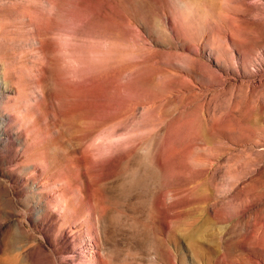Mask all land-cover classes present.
Instances as JSON below:
<instances>
[{
    "label": "rangeland",
    "instance_id": "374dc122",
    "mask_svg": "<svg viewBox=\"0 0 264 264\" xmlns=\"http://www.w3.org/2000/svg\"><path fill=\"white\" fill-rule=\"evenodd\" d=\"M0 264H264V0H0Z\"/></svg>",
    "mask_w": 264,
    "mask_h": 264
},
{
    "label": "bare ground",
    "instance_id": "6f19581e",
    "mask_svg": "<svg viewBox=\"0 0 264 264\" xmlns=\"http://www.w3.org/2000/svg\"><path fill=\"white\" fill-rule=\"evenodd\" d=\"M107 145V144H106ZM105 145V146H106ZM109 145V144H108ZM102 147V146H101ZM104 149H106L104 147ZM61 197V196H60ZM93 207V206H92ZM95 208V207H94ZM98 237V236H97ZM101 238V237H100ZM99 242V241H98ZM99 253V248L97 246V242L94 237H90V242L89 243H84L82 248H81V255L85 258V260H91L96 259L97 261V254ZM103 254V253H102ZM100 255V253H99ZM73 256V255H72ZM102 256V255H101ZM103 261V260H102ZM92 263V262H91Z\"/></svg>",
    "mask_w": 264,
    "mask_h": 264
}]
</instances>
